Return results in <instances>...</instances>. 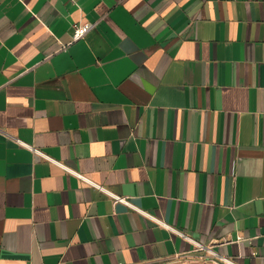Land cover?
<instances>
[{
    "label": "crops",
    "instance_id": "0c3cea01",
    "mask_svg": "<svg viewBox=\"0 0 264 264\" xmlns=\"http://www.w3.org/2000/svg\"><path fill=\"white\" fill-rule=\"evenodd\" d=\"M184 259L264 264V0H0V264Z\"/></svg>",
    "mask_w": 264,
    "mask_h": 264
},
{
    "label": "built area",
    "instance_id": "2783aa9c",
    "mask_svg": "<svg viewBox=\"0 0 264 264\" xmlns=\"http://www.w3.org/2000/svg\"><path fill=\"white\" fill-rule=\"evenodd\" d=\"M94 26V23H92V22H89V21H87V22H79V23H75L74 24V39L75 40H77V39H79V38H82V37H84L87 33H88V31L92 28ZM21 141V140H20ZM21 143L22 144H24V145H28V144H26L25 142H23V141H21ZM29 146V145H28ZM43 155H45V154H43ZM80 176H81V174H79ZM111 195H112V197L114 198V201L115 202H117V201H124V200H126L124 197H121V196H119V195H117V194H114V193H112V192H109ZM127 202V201H126ZM229 263V262H228ZM229 264H234V263H229Z\"/></svg>",
    "mask_w": 264,
    "mask_h": 264
},
{
    "label": "rangeland",
    "instance_id": "374dc122",
    "mask_svg": "<svg viewBox=\"0 0 264 264\" xmlns=\"http://www.w3.org/2000/svg\"><path fill=\"white\" fill-rule=\"evenodd\" d=\"M163 264H221V263L205 261V260H196V259H187V260L184 259V260H172Z\"/></svg>",
    "mask_w": 264,
    "mask_h": 264
}]
</instances>
